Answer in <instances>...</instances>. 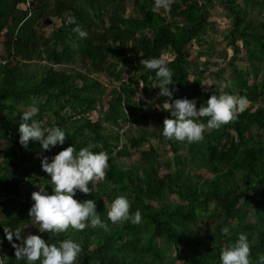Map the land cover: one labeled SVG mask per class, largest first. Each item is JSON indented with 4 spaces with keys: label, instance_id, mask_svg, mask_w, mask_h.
<instances>
[{
    "label": "trees",
    "instance_id": "obj_1",
    "mask_svg": "<svg viewBox=\"0 0 264 264\" xmlns=\"http://www.w3.org/2000/svg\"><path fill=\"white\" fill-rule=\"evenodd\" d=\"M26 1L30 10L24 9ZM129 4L135 15L127 14ZM214 4L230 18L223 32L232 48L227 62L230 74L223 83L202 87L210 62H202V69L193 74L189 47L209 37ZM255 8L256 16L251 13ZM263 11L264 0H175L170 10L154 9V0H0L5 52L0 61V262L26 264L16 259L4 232V228L21 227L22 235L39 234L50 244L69 237L79 242L82 251L76 264H221L222 249L241 233L250 243L251 264H264ZM69 15L88 32L86 38L73 30L76 24L66 22ZM39 25H52L51 34H39ZM165 52L173 57L172 97L160 94L155 70L144 65L146 59ZM76 59L79 69L57 68ZM239 60L246 66L240 67ZM99 73L116 85L106 89L96 77ZM222 73L218 68L213 74ZM227 81L231 86L223 88ZM148 88L161 105L137 116L145 105L140 93ZM219 91L248 98L237 119L206 130L197 142L163 136V121L170 116L163 109L165 101L187 97L199 107ZM104 99L106 107L99 108ZM33 102L40 109L33 119L44 121L46 127L64 128L68 135L64 144L45 150L39 141L30 140L26 147L20 143L22 112ZM97 110L99 116L91 118ZM130 116L138 126L121 144L120 130ZM151 117L156 118L157 129L148 127ZM195 119L206 122L208 117ZM153 139L168 143L170 160L161 161L159 149L149 143ZM146 143L149 146L140 151L137 164L126 168L117 163L130 155V149L139 150ZM70 144L77 151L90 147L109 154L107 176L90 182L92 192L75 193L81 201L95 199L97 211L109 224L107 231L89 226L40 233L39 224L29 216L34 203L31 193L39 183L52 191L42 158L51 160ZM200 169L210 176L203 177ZM119 195L131 201L130 213L141 211L140 223L109 220L108 207ZM173 195L177 201L170 200ZM201 221L204 233L197 230ZM225 225L230 235L222 233Z\"/></svg>",
    "mask_w": 264,
    "mask_h": 264
},
{
    "label": "clouds",
    "instance_id": "obj_2",
    "mask_svg": "<svg viewBox=\"0 0 264 264\" xmlns=\"http://www.w3.org/2000/svg\"><path fill=\"white\" fill-rule=\"evenodd\" d=\"M175 0H154V9L163 8L170 10ZM68 24H76V17L69 15L66 18ZM81 39L88 36V32L79 24L73 29ZM173 57L160 56L146 59L144 65L147 69L155 70L159 81L160 94L172 97L173 91L169 85L173 83V69L170 67ZM231 86L227 81L223 88ZM248 98L227 91L212 93L201 106H196L195 99L187 97L176 98L171 102L165 101L163 109L170 112L162 125V134L168 139L177 141L197 142L204 139L206 130L216 129L238 118L248 106ZM40 109L37 102H33L30 108L22 112L19 125V140L23 146L29 141H39L45 150L57 144H64L67 132L59 125L42 127L33 119ZM208 117L206 122L195 119ZM42 168L50 175L52 191L47 184L39 183L38 190L31 193L34 203L29 208V216L35 218L39 224L40 233L49 232L59 234L70 227L83 230L86 227L101 228L107 231L109 224L101 218L97 211L95 199L83 201L75 198L77 190L84 193L92 192L90 182L103 180L107 176L109 167V154L106 151L95 152L90 147H81L78 151L74 144L56 153L51 160L46 156L41 160ZM131 201L124 195L113 199L108 207L107 216L112 223L130 220L133 224L142 221V213L136 210L130 213ZM225 235H230V228L224 226L221 229ZM7 239L13 243L15 257L26 264H76L82 251V245L72 238H65L58 243H49L42 235H22L23 228H4ZM15 236L16 240L13 239ZM19 240L20 243L16 241ZM251 247L246 234L241 233L238 239L221 251V264H251ZM264 261V257H261ZM2 264V262H0Z\"/></svg>",
    "mask_w": 264,
    "mask_h": 264
},
{
    "label": "rangeland",
    "instance_id": "obj_3",
    "mask_svg": "<svg viewBox=\"0 0 264 264\" xmlns=\"http://www.w3.org/2000/svg\"><path fill=\"white\" fill-rule=\"evenodd\" d=\"M52 2L53 0H49ZM29 6H31L29 4ZM22 7V6H21ZM24 9L26 7L24 6ZM258 8H255L254 11H252V15H257ZM127 14L135 15L131 9L130 4L127 7ZM264 14V11L262 12ZM260 17H262L261 14H259ZM45 19V15L41 17V21L43 22ZM53 25L58 26L59 21L55 18H52ZM209 21L212 22L211 26L207 28V32L209 37H205L206 40L199 42H193V44L189 47L190 52V59L194 62L193 67V74L197 75V73L202 69L203 65L202 62L208 61L209 69L204 71V74L202 76V87H208L212 82L217 83H223L224 79H227L230 74V68L227 65L228 60L230 59V56L232 55V48L227 45L226 41L223 39V32L229 27L230 25V18L227 14V11L220 5L214 4L210 8V16ZM42 24V23H40ZM37 31L39 34H43L45 36H49L52 32V25H46L42 26L39 25L37 27ZM3 40L4 35L3 33H0V61L2 59V56L5 55L4 47H3ZM202 52V54H201ZM205 52V55L203 54ZM244 55V49L241 48L239 56L242 57ZM163 56H169V52L163 53ZM238 64L240 67H245L246 64L243 60H239ZM79 63L77 59L69 64L66 65H60L57 66V68L60 69H66L68 71H71L73 69H79ZM218 68H222V74L219 75V77L214 76V72L218 70ZM213 72V73H211ZM124 76H127L125 73ZM96 77L102 81L105 84L106 89H110L112 85H116V82L112 81L111 79L107 78L104 74L99 73L96 75ZM192 78V76H191ZM141 99L144 101L145 105L143 108V111L137 113V116L142 114L145 111H153V109H159L160 107V100L157 98V96L154 94V92L148 88L146 92L140 93ZM105 108L106 102L105 99L103 100L101 106L99 108ZM29 109L30 107H26ZM99 116V111H93L91 114V118H97ZM133 116H130L129 122L123 124L125 126L122 127L120 130L121 132V140L120 143H126L127 139L134 134V129L138 126V124H135L132 122ZM156 119V118H155ZM154 119V117H151L150 122L148 123V127L150 129H157L159 127V124ZM42 127H46L45 122H40ZM151 145H153L155 148H158L161 154V161L163 162L166 159H171L173 157L172 152L169 149V145L166 142H161L158 140H150L149 142ZM149 146L148 143L144 144L142 147H140L139 150L130 149V155L124 158L117 159V163L126 168H131L134 164H137L140 159V151L143 149H147ZM0 148H1V142H0ZM180 153H182L180 151ZM168 170H162L161 173L167 172ZM198 172L203 177L210 176V173L204 171L203 169H200ZM35 190H38V187H36ZM170 200L177 201V197L175 195L170 197ZM35 222V221H34ZM27 232L31 231V228L29 226H26ZM199 233H204L205 227L203 225V222L201 221L199 223V226L197 228Z\"/></svg>",
    "mask_w": 264,
    "mask_h": 264
},
{
    "label": "built area",
    "instance_id": "obj_4",
    "mask_svg": "<svg viewBox=\"0 0 264 264\" xmlns=\"http://www.w3.org/2000/svg\"><path fill=\"white\" fill-rule=\"evenodd\" d=\"M29 4H30V3H29L28 1H26V3L24 4V6L26 7L27 10H30V6H29Z\"/></svg>",
    "mask_w": 264,
    "mask_h": 264
}]
</instances>
